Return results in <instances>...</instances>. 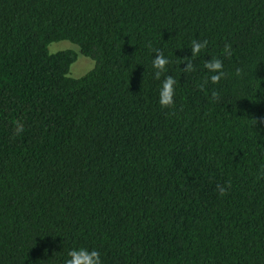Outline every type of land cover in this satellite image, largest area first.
<instances>
[{
  "label": "trees",
  "instance_id": "obj_1",
  "mask_svg": "<svg viewBox=\"0 0 264 264\" xmlns=\"http://www.w3.org/2000/svg\"><path fill=\"white\" fill-rule=\"evenodd\" d=\"M193 39L208 41L194 58ZM60 41L77 50L49 52ZM77 52L93 66L71 78ZM78 247L101 264H264V0H0V264Z\"/></svg>",
  "mask_w": 264,
  "mask_h": 264
},
{
  "label": "clouds",
  "instance_id": "obj_2",
  "mask_svg": "<svg viewBox=\"0 0 264 264\" xmlns=\"http://www.w3.org/2000/svg\"><path fill=\"white\" fill-rule=\"evenodd\" d=\"M208 44L207 40H196L193 39L190 42V50L191 57H196L203 49L206 48ZM224 53L226 55H230L229 46L225 45ZM169 64V60L158 50L155 51L154 56L151 59V66L153 68V78L156 80H160V77L163 73H165V66ZM186 67L183 72H192L193 65L191 63V59L185 60ZM203 68L207 73V81L216 84L218 83L224 76L225 71L223 70L222 61L216 57H213L207 61H204ZM241 70L236 68L235 75L239 76ZM177 85V80L170 75H165L163 80L160 81L159 90H158V102L162 107H168L173 104V96L175 94ZM203 87V85H201ZM212 98L215 99L217 93L215 91L212 92ZM15 133H20L23 131L22 125H17L15 127ZM229 185H216V191L219 196H224L226 194V189ZM63 264H101V255L94 248H71L67 251L66 256L64 258Z\"/></svg>",
  "mask_w": 264,
  "mask_h": 264
},
{
  "label": "rangeland",
  "instance_id": "obj_3",
  "mask_svg": "<svg viewBox=\"0 0 264 264\" xmlns=\"http://www.w3.org/2000/svg\"><path fill=\"white\" fill-rule=\"evenodd\" d=\"M65 49L77 50V47L72 45L68 41H60V42L52 43L49 46V52L51 53ZM92 66H93L92 61H90L88 58L80 55L77 52L76 61L70 67L68 76L71 78L81 77L85 73H87L92 68Z\"/></svg>",
  "mask_w": 264,
  "mask_h": 264
}]
</instances>
